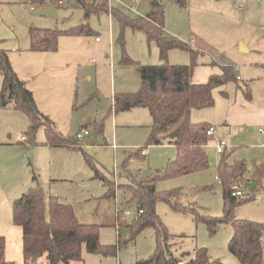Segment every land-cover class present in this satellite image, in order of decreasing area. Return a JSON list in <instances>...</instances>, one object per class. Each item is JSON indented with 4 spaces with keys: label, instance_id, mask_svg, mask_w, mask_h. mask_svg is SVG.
Returning a JSON list of instances; mask_svg holds the SVG:
<instances>
[{
    "label": "rangeland",
    "instance_id": "obj_1",
    "mask_svg": "<svg viewBox=\"0 0 264 264\" xmlns=\"http://www.w3.org/2000/svg\"><path fill=\"white\" fill-rule=\"evenodd\" d=\"M131 1L108 0V3L131 16L145 14L150 9L151 0H138L134 8L128 6ZM158 1L163 8L164 31L196 51L195 68L203 67L201 62L208 63L212 59L237 62L238 57L256 55V51L241 53L239 38L255 50H264V0H187L185 7L178 0ZM83 14V7L75 5L74 0H44L37 4L29 0H0V48L7 51L14 72L33 90L38 109L54 122L64 137H75L82 126L90 132L78 141L81 150L46 146L41 144L45 134L43 128L30 134L29 120L22 110L10 105L0 107V224L12 220V199L34 183L32 177L35 175L47 197L54 195L70 203L80 222L99 225L100 243L116 244L119 236L124 242L117 246L115 254L88 253L83 248V264H137L152 255L157 231L145 227L128 241L129 227L119 226L116 213H124L123 220L128 225L133 223L137 207L126 189L130 176L144 178L155 169L163 168L175 157L177 149L164 139L161 144H150L152 118L147 108L115 111L111 97L115 93H133L140 89L135 62L159 64L158 49L155 43L147 41L142 30L126 27L121 34L117 19L109 13L89 16L90 34H60L64 36L58 38L54 51L30 49V28L77 27L84 21ZM122 52L131 61H123ZM191 55L188 50L172 48L167 60L171 64H188ZM2 80L0 75V89ZM233 84L236 85L230 83ZM221 90L219 87L213 89L212 107L191 110L188 120L200 122L210 112L220 117L225 108L221 102H226L221 98ZM183 120H178L167 132ZM221 123H216L217 129L223 127ZM260 128L264 131L263 126ZM222 136L226 144L223 153L215 149L217 141L223 139L216 135L208 137L207 168L162 178L155 184L157 191L170 193L178 207L161 199L156 202L155 210L167 237L172 238L169 241L171 253L183 261L191 259L194 250L200 247H206L219 257L228 250L230 224L221 223L212 232L202 220L223 212L222 188L217 183L220 158L233 163L244 155L250 170L253 158L263 151L257 146L243 147L247 144L246 137ZM143 149H148V154L141 155ZM84 154L91 157L103 177L92 176ZM263 189L255 186L252 194L253 187H247L254 198L238 204L235 216L252 219L249 217L254 210L252 205L258 201V192L264 196ZM37 264H47L46 258L42 256ZM71 264L82 263L73 261Z\"/></svg>",
    "mask_w": 264,
    "mask_h": 264
},
{
    "label": "trees",
    "instance_id": "obj_2",
    "mask_svg": "<svg viewBox=\"0 0 264 264\" xmlns=\"http://www.w3.org/2000/svg\"><path fill=\"white\" fill-rule=\"evenodd\" d=\"M44 0H29L31 4L42 3ZM183 6L186 0H178ZM75 5H81L84 18L91 14L111 13L117 19L121 34L126 27L132 30L144 31L147 41L155 43L160 62L145 65L137 63L140 79V89L133 93L115 94L113 109L128 110L141 106L148 109L152 118L150 144H161L163 139L176 146L177 152L173 159L160 169H155L144 178L136 179L130 176L126 186L135 200L137 215L132 224L119 220L120 226L129 227L128 241L145 227L156 229V247L150 258L137 264H213L206 247L196 248L193 257L187 261L175 257L170 251V239L161 223L155 205L158 200L165 199L175 206L170 193L156 190V182L162 178L184 175L203 170L209 166L206 145L208 137L207 122H191L188 114L192 109H204L214 105L213 89L234 78L232 67L225 66L221 75H211L206 82L191 81L196 65V51L186 42L165 33L163 29V8L158 0L151 2L150 9L144 15L130 16L119 8L109 6L108 0L87 1L74 0ZM91 32L88 23L66 30L32 27L29 30L31 50L54 51L57 49L60 34L80 35ZM172 48L185 49L191 52V62L188 64H171L167 60L168 51ZM124 61L131 59L122 52ZM0 107L8 105L22 110L29 120V133L42 127L45 133L44 143L71 150H81L76 137H64L51 119L42 113L34 100L32 92L14 72L7 51L0 48ZM181 118L180 124L169 133L168 129ZM101 131V125L98 128ZM223 153V151L221 152ZM84 159L93 170L95 176H102L91 157L84 154ZM264 166V164H262ZM246 171L244 161L229 164L221 157L217 165V176L220 180L223 198V212L220 216H206L205 221L211 231H216L221 223H228L232 235L227 243L228 252L239 264H261L264 245V222L245 218H237L235 207L254 198L246 191L242 175ZM103 177V176H102ZM34 183L26 187L24 192L12 201V217L22 230L23 258L25 264H36L42 256L47 264H71L79 261L83 264L82 249L88 253L103 255L115 254L117 246L124 243L118 238L116 244L104 245L99 242V225L80 222L70 203L60 201L56 196H46L37 177H32ZM236 190L243 195H233ZM170 235V234H169ZM165 239H161V237ZM171 236V235H170ZM184 253V252H183ZM0 264H13L4 259V240L0 237Z\"/></svg>",
    "mask_w": 264,
    "mask_h": 264
},
{
    "label": "crops",
    "instance_id": "obj_3",
    "mask_svg": "<svg viewBox=\"0 0 264 264\" xmlns=\"http://www.w3.org/2000/svg\"><path fill=\"white\" fill-rule=\"evenodd\" d=\"M89 1L91 2V1H98V0H89ZM152 1L153 0H151V2ZM137 2L138 1L132 3V1H131L129 5H131V7L134 8V5L135 4L137 5L139 3V2L138 3ZM186 2H187V0L185 1V3ZM58 3H60V1ZM185 3L183 6L182 5L181 6L185 7L186 6ZM238 8L241 9L242 7L239 6ZM134 12L137 13V11H134ZM125 13L128 14L127 12H125ZM109 14L112 16L111 13H109ZM138 15H141V14H138ZM142 15H144V14H142ZM135 16H137V15H135ZM88 19H89V17L87 19H85L84 15H83L82 20H84V21L82 23H88V21H87ZM88 25H89V23H88ZM90 29L92 32L91 27H90ZM163 29H164V22H163ZM61 30H66V29L61 28ZM28 36H29V34H28ZM61 36H64V35H60L59 37H61ZM121 38H122V36H121ZM95 39L97 40V37ZM239 41H240V45H241V48H240L241 53L242 52H248V54H250V52L256 51V55H250L248 57H243V58L238 57V58H236L237 62L217 61L216 59L211 58L212 60H210L208 63L201 62L202 63L201 65H203V67H201V68H199V66H196V68L194 67L195 70H193L194 72H193L191 81L193 83L206 82L211 75H221L223 73L225 66L232 67V69L235 73L234 78H232V79L228 80L227 82L217 86L219 88H222L220 93L222 94L223 97H221V98H224L226 100V102H221L222 104L223 103L225 104V108L223 109L224 112L223 113L221 112L220 117H217L212 112L206 113L204 115V120H202L200 122H207L209 125L212 124L215 126L216 130H215V133L213 134V136L216 135V137L217 136L221 137L220 139H223V140H224V138H222L223 134L225 136H228V137H232V136L241 137L240 139L246 137L247 138V144H245V146H243V147L251 149L254 146H257V148H260L263 150L259 156L254 157L255 159L253 158V162H252L253 166L250 170H249L248 165H247L249 162L246 161L247 158L244 155H241L240 156L241 158H236V160L233 163H229L232 165L236 161H244L246 171L242 175V181L245 184L244 185L245 188L253 187V193L252 194H254L255 186H256V188H262V187L264 188V185H262V184H264V166H262V164H264V131L263 132L259 131V130H261L260 127H262V126L264 127V53H263L264 50H262V49L255 50L254 46H253V48H251V46H249V44H247L244 40L242 41L241 38H239ZM249 42H250V44L252 43L251 41H249ZM242 43L246 44V46H244ZM167 56H168V54H167ZM170 60H171V57H170ZM173 64H177V63H173ZM243 67H245L244 70L242 69ZM136 71H137V68H136ZM137 74H138V71H137ZM195 74H196V77H195ZM18 77L22 80V78L20 76H18ZM138 77H139V75H138ZM87 78L90 80L91 76L88 75ZM237 81H242L243 84H237L238 83ZM231 82L236 83V85H234V84H233L234 86L230 85ZM25 84H26V82H25ZM26 86H27V84H26ZM217 87H215V88H217ZM27 88L32 92V95H33L34 100H35L36 105H37V100L35 99L33 90L31 88H29L28 86H27ZM229 90H230V93H232V95H230ZM115 94H113L111 97L112 102L114 100ZM113 103H112V106H113ZM136 107H140V106H136ZM136 107H132L128 110H121V111H129V110H132L133 108H136ZM206 109H208V108L192 109V110L203 111ZM194 111H192V112H194ZM190 112H189V114H191ZM220 121H222L221 125L223 127L217 129L216 123L220 122ZM194 123H197V122H194ZM94 124L95 125L97 124L96 121L94 122ZM82 127H86V126H82ZM82 127H80L79 130ZM89 134H90V132H89ZM44 140H45V134H44ZM44 140L41 142V144H44L47 146V144L44 143ZM240 141L242 143L246 142L245 140H240ZM167 144H169V143H167ZM169 145H174V144H169ZM206 147H207V145H206ZM206 147H205V149H206ZM56 149H58V148H56ZM64 149H66V148H64ZM215 149H216V147H215ZM67 150H71V149H67ZM146 150H147L146 154H148V149H146ZM216 152H217V150H216ZM87 166H88V164H87ZM248 172H251L249 174V176H248ZM92 176H95L94 172H93ZM218 181H220V180H219V177L217 176V183H218V185H220ZM258 195H259V197L256 198V200H258V201L256 203L254 202L256 200L253 201L254 204L252 205L253 206L252 208L254 210H253V212H251V214H250L251 216H249V217L252 218L250 220H254V221H258V222H264V205L261 206V202L263 203V201H264V196L262 193H259V192H258ZM15 198H13L12 201ZM12 201H11V213H12ZM237 218H239V217H237ZM231 230H232V228H231ZM231 235H232V231H231L230 237H231ZM0 237H2L4 240V259L6 261L12 262L13 264H25L24 258H23L22 230H21L20 226H18L14 223L13 217H12L11 221H5L3 224H0ZM230 237H229V239H230ZM263 245H264V239H263ZM214 250H217V249L214 248ZM208 253H209L210 257L216 261L213 264H239L238 260L234 256H232L228 252V250L224 254L223 253L220 254L222 257H219L215 253L214 254L210 253L209 251H208ZM261 264H264V253H263V258H262Z\"/></svg>",
    "mask_w": 264,
    "mask_h": 264
},
{
    "label": "built area",
    "instance_id": "obj_4",
    "mask_svg": "<svg viewBox=\"0 0 264 264\" xmlns=\"http://www.w3.org/2000/svg\"><path fill=\"white\" fill-rule=\"evenodd\" d=\"M138 0H133L132 3L136 2ZM129 7H131V5H128ZM241 7V6H240ZM262 30L264 31V28H262ZM260 132H263V130H259ZM215 133V127L213 126H209L206 130V135L207 137L213 136V134ZM89 135V129L87 127H82L76 134L75 137L77 140L82 139L83 137ZM226 146L224 140H219L217 141L215 147L218 153H221L224 149V147ZM147 153L146 149H143L141 151V155H145ZM220 183V181H218ZM244 192L241 190H236L235 192H233V195H243ZM123 215L124 213L120 214L119 212L116 213V220H123ZM263 239H264V235H263Z\"/></svg>",
    "mask_w": 264,
    "mask_h": 264
}]
</instances>
